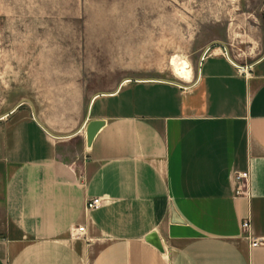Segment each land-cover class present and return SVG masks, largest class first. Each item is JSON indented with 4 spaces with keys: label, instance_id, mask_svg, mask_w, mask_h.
<instances>
[{
    "label": "crops",
    "instance_id": "0c3cea01",
    "mask_svg": "<svg viewBox=\"0 0 264 264\" xmlns=\"http://www.w3.org/2000/svg\"><path fill=\"white\" fill-rule=\"evenodd\" d=\"M202 54L187 84H46L0 114V264H264V50Z\"/></svg>",
    "mask_w": 264,
    "mask_h": 264
},
{
    "label": "rangeland",
    "instance_id": "374dc122",
    "mask_svg": "<svg viewBox=\"0 0 264 264\" xmlns=\"http://www.w3.org/2000/svg\"><path fill=\"white\" fill-rule=\"evenodd\" d=\"M214 41L240 66L258 58L264 0H0V114L24 98L34 106L46 84H76L84 100L126 77L187 84Z\"/></svg>",
    "mask_w": 264,
    "mask_h": 264
},
{
    "label": "built area",
    "instance_id": "2783aa9c",
    "mask_svg": "<svg viewBox=\"0 0 264 264\" xmlns=\"http://www.w3.org/2000/svg\"><path fill=\"white\" fill-rule=\"evenodd\" d=\"M205 54V53H204ZM204 54H202V56L200 57V60L203 58ZM200 60H199V63H200ZM248 177V171H241V172H238L236 175H235V179H236V182L239 184L241 182V180L243 178H246ZM102 203V197L101 196H91V197H88L85 201V208L86 209H93V208H98ZM241 227L246 230V236L247 237H250V240H251V245H256L258 243H260V239L258 238H254L250 235L249 233V226H250V223H249V220L248 219H243L240 223ZM75 232L74 234L75 235H81L83 230H84V226L83 225H78L76 228H75Z\"/></svg>",
    "mask_w": 264,
    "mask_h": 264
},
{
    "label": "bare ground",
    "instance_id": "6f19581e",
    "mask_svg": "<svg viewBox=\"0 0 264 264\" xmlns=\"http://www.w3.org/2000/svg\"><path fill=\"white\" fill-rule=\"evenodd\" d=\"M207 48L210 46H206ZM170 63L173 68V72L176 77H186L188 74V67L185 62V58L180 54H174L170 58ZM175 82V81H174ZM180 84L179 82H176Z\"/></svg>",
    "mask_w": 264,
    "mask_h": 264
},
{
    "label": "water",
    "instance_id": "95a60500",
    "mask_svg": "<svg viewBox=\"0 0 264 264\" xmlns=\"http://www.w3.org/2000/svg\"><path fill=\"white\" fill-rule=\"evenodd\" d=\"M214 43H219V44L223 45V46L226 48V46L224 45V43L221 42V41H214V42L208 44V46H211V45L214 44ZM170 80H171V79H170ZM172 81H174V80H172ZM88 141H90V139H89Z\"/></svg>",
    "mask_w": 264,
    "mask_h": 264
}]
</instances>
